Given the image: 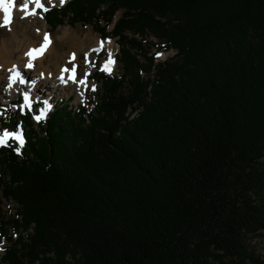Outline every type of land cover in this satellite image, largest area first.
Returning <instances> with one entry per match:
<instances>
[{
  "label": "trees",
  "instance_id": "obj_1",
  "mask_svg": "<svg viewBox=\"0 0 264 264\" xmlns=\"http://www.w3.org/2000/svg\"><path fill=\"white\" fill-rule=\"evenodd\" d=\"M43 14L115 39L119 72L95 71L89 103L53 106L37 130L21 110L3 122L25 143L0 147L15 206L0 213V264H264L251 246L264 237V0Z\"/></svg>",
  "mask_w": 264,
  "mask_h": 264
},
{
  "label": "rangeland",
  "instance_id": "obj_2",
  "mask_svg": "<svg viewBox=\"0 0 264 264\" xmlns=\"http://www.w3.org/2000/svg\"><path fill=\"white\" fill-rule=\"evenodd\" d=\"M69 0H64V3L61 5V0H42V4L44 7L47 9L51 8H57V7H63ZM19 4L23 3V0H17ZM32 8V10L29 12H35V3L33 0H29L28 4V9ZM43 8L37 9L36 8V14L35 15H27L26 18H21L25 17V12L20 10V7L16 6V16L13 18L11 24L7 27H0V51L2 48L3 43L9 42L11 39H15L16 36L19 37L18 39V46L24 45L26 42L33 41L36 43V48L39 47L42 42H43V37L44 34L47 33L51 39L52 42H54L55 46V51L58 54H66L68 57L70 56V49L71 48V42L69 38H64L63 34L65 32H69L70 34H76L80 39H83L85 43V49L86 51L80 52L78 57V61L76 63V70L77 73L80 77V79L85 80L87 83L86 89L84 88H75L72 86H62V82L59 81L57 84L59 87L57 89H50L46 88L42 85V83H39L37 89V93L33 94L32 96L34 97V101H30L31 103V109L24 107L23 105V96L25 94L31 95V92L25 91L26 88L20 89L18 88L12 93V104L9 103V99L5 97V94H7L6 88L1 90L2 95H0V117H3L2 120H0V132H2L5 128L4 123L9 119L10 117L14 116V114L18 113L17 108H21L24 113H29V119L34 125V129L37 130V126H39V122H37L34 117L39 114V111L41 108L44 106V101L50 100L48 103L50 106L52 104L54 106H59L61 104H67L69 107L77 108L78 105H81L82 103H89L88 100L90 99L91 93H92V86H95V90L98 89L100 85L96 84L95 81L92 79V74L94 73L95 69H97L99 72L108 74V75H116L118 74V64L115 59V55L118 53V47L115 43V39L112 38H107V39H102L100 36L93 32L91 27H85L82 26L81 24H76L74 26H70L65 24L64 26L58 27L55 30H51L46 22L44 21L43 17ZM30 16V17H29ZM29 17V18H28ZM3 18H0V23H2ZM111 29V27L109 28ZM17 34V35H16ZM6 40V41H5ZM152 42L156 43V40L151 38ZM103 42V47H101V44ZM15 47V52L16 46ZM90 47V48H89ZM87 48H89L87 50ZM14 49V48H13ZM21 50V47L19 48ZM95 50V51H94ZM148 50H151V46H148ZM111 52L112 54V59L114 63L110 66L111 67V72H106V71H101V68L103 67L105 61L108 59V53ZM1 55V52H0ZM20 55V54H19ZM175 52L172 50H169L168 52L163 53L162 55L159 56L158 61H164L168 57L172 58L174 57ZM23 57V56H22ZM21 57V58H22ZM87 57V59H86ZM54 59L52 60V55H47L43 66L44 67H49L52 66ZM56 61V60H55ZM51 62V63H50ZM23 65V67L16 66L18 70L20 71L21 74H24V78L28 79L29 81L27 82L28 84L31 82H34V77H31L32 72L27 71V73H23L24 70L26 71L25 65L27 64L26 61L22 60L20 63ZM21 65V66H22ZM54 66V65H53ZM52 66V68H54ZM69 66L73 67V63H69ZM20 67V68H19ZM37 68V67H36ZM3 69V68H2ZM38 70L41 71V68H38ZM4 74L3 77H7V75L10 73V69H4ZM53 80L54 77H52ZM51 78V79H52ZM27 83L23 86H29ZM66 90V91H63ZM52 92V93H51ZM52 96H50V94ZM4 94V95H3ZM18 97L20 99L18 100ZM31 96H29L30 99ZM69 98V99H68ZM78 98V99H77ZM32 100V98L30 99ZM8 101V103H7ZM40 101V102H39ZM49 110V109H48ZM22 111V112H23ZM47 113V112H46ZM27 114H25V118ZM46 115V114H45ZM135 113L131 115L130 119L134 117ZM45 118V116H44ZM43 118V119H44ZM40 120L41 122L43 121ZM13 129V128H11ZM10 131V130H9ZM14 148V146H13ZM14 204L12 202H7L2 199L0 196V213L1 215L5 216L6 218L13 212L14 210ZM7 245L6 241L1 240L0 241V251H1V246ZM251 246L254 248L257 254L262 255V248L264 247V237L262 238H257L254 239L251 242ZM3 255V251L0 252V258Z\"/></svg>",
  "mask_w": 264,
  "mask_h": 264
},
{
  "label": "bare ground",
  "instance_id": "obj_3",
  "mask_svg": "<svg viewBox=\"0 0 264 264\" xmlns=\"http://www.w3.org/2000/svg\"><path fill=\"white\" fill-rule=\"evenodd\" d=\"M31 10H32V8L28 9L29 12ZM35 13H36V7H35ZM11 14H12V20H13V18L16 16V6L13 7ZM0 18H3L2 9H0ZM63 37L67 38V39L69 38V40L71 42V48L72 49H70V54H69L70 56L69 57L66 54H64V55L58 54L55 51L54 42H52L51 39H50V44L48 45L47 49L43 52V54L37 56L35 59H32V61H31L32 67L31 68L27 67L28 62H29V57L27 56V53L29 52V50L36 48V43L35 42L29 40L24 45L17 47V44H18L17 42H18L19 37L16 36L15 39H13V40L11 39L9 42L3 43L1 51H0L1 52V55H0V95H2V91L1 90L6 88L7 94H5V97H7L9 99L8 100L9 103H12V101H13V99H11L12 98V96H11L12 93L15 90H17L18 88H20V89L26 88L25 91H27V93L31 92V95H28V96H31L30 99L32 98V100H30V99L29 100L33 102L34 101V97L32 95L34 93L35 94L37 93V91H38L37 87L39 86L38 85L39 83H42V85L45 87V89L46 88L57 89L59 87L57 82L58 83H59V81L62 82L59 79V77L62 74V69H64V68L72 69V67L69 66V61L70 60L73 63V66H75V68H76L77 67L76 63L78 61V57L77 56H79L80 52L86 51V50H84L85 49L84 48L85 47V43H84L83 39H80V37H78V35L70 34L69 32H65L63 34ZM13 46H16L17 52H15V47H13ZM20 47H21V50L19 49ZM89 48H87V50ZM50 54L52 55V60L54 59V62L51 61V62H53L52 64L54 66L53 65L52 66L54 68H52V66H49V67H44L43 66L47 55H50ZM73 56H74V59H73ZM22 60L26 61V63H27L25 65L26 71L24 70L23 73H27V71H31L32 72L31 77L35 78L34 82L29 83L30 85L27 83L29 80L27 78L25 79L24 78V74H21L20 71L18 70V68H16V66L17 67L18 66L23 67V65L20 64L22 62ZM14 68H16V69L14 70ZM38 68H41V71L38 70ZM4 69L5 70L6 69H10V73L7 75V77H3ZM16 73H19V76L16 77V79L13 81L12 87L11 88H7V85L9 83L10 78L13 77ZM63 75H64V81L62 82V86H72V87H75V88H78V89H80V88L86 89L87 83H85L83 85H81L79 83V81L81 79H80V77H79V75L77 73V70L75 71V78H76V81H77L76 83H74L73 81L68 79L69 73H63ZM52 77H54L55 80H53ZM20 80H24L23 85H25V83H27L29 86H23L19 82ZM63 91H66V90H63ZM50 96H52V94H50ZM8 101H7V103H8ZM47 101L49 102L50 100H47Z\"/></svg>",
  "mask_w": 264,
  "mask_h": 264
},
{
  "label": "snow or ice",
  "instance_id": "obj_4",
  "mask_svg": "<svg viewBox=\"0 0 264 264\" xmlns=\"http://www.w3.org/2000/svg\"><path fill=\"white\" fill-rule=\"evenodd\" d=\"M33 2L35 3V7L37 9H41L43 8V10L45 12L48 11V9L46 7L43 6L42 4V0H33ZM49 2H51V0H49ZM64 3V0H61V5ZM28 4H29V0H23L22 4H19L17 2V0H0V9H2L3 11V21L2 23H0V27H7L11 24L12 22V9L14 6H18L20 7L21 11L25 12V17H21V18H26L27 15H35V12H28ZM50 44V37L47 33L44 34L43 37V43L34 49L29 50V52L27 53V56L29 57V62L27 67L31 68L32 67V59H35L37 56L42 55L43 52L47 49L48 45ZM101 47H103V42L101 44ZM95 51V50H94ZM74 59V56H73ZM87 59V57H86ZM69 63H71V60L69 61ZM114 63L113 59H112V54L111 52L108 53V59L105 61L103 67L101 68V71H106V72H111V65ZM75 66L72 67V69H68V68H64L62 69V74L59 77V79L63 82L64 81V75L63 73H69L68 75V79L73 81L74 83H76V78H75ZM19 76V73H16L13 77L10 78L9 83L7 85V88H11L12 87V83L13 81L16 79V77ZM21 84L24 83V80H20L19 81ZM79 83L81 85L85 84L86 81L85 80H80ZM92 90L95 91V86H92ZM44 106L43 108L40 109L39 114L36 115L34 117V119L39 122L40 120H42L46 114V112L48 111V109L51 107L50 104L48 103V101H44ZM23 105L24 107H27L29 109H31V104H30V100H29V96L27 94H25L23 96ZM12 140L17 142L18 147L15 148V151L17 154H20V149L24 146L25 140L23 138V134L21 131L16 130V131H9L7 129H4L2 132H0V147H5L8 146V142Z\"/></svg>",
  "mask_w": 264,
  "mask_h": 264
}]
</instances>
